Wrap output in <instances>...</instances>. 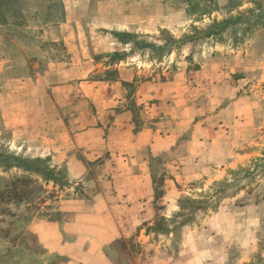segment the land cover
Returning a JSON list of instances; mask_svg holds the SVG:
<instances>
[{
  "label": "rangeland",
  "instance_id": "rangeland-1",
  "mask_svg": "<svg viewBox=\"0 0 264 264\" xmlns=\"http://www.w3.org/2000/svg\"><path fill=\"white\" fill-rule=\"evenodd\" d=\"M0 20L6 21L0 25V61L7 60L0 69L9 76L22 68L32 75L65 65L71 45L96 58L102 46L93 31L117 40L113 34L121 31L99 27L129 26L131 60L141 73L136 82L167 85L171 102L184 95L205 102L210 97L195 144L189 130L176 149L151 158L157 215L119 243V260L264 264V0H14L0 10ZM225 21L226 30L205 37L214 23ZM62 27L69 33L67 45L43 40L44 30ZM168 35L174 43L162 51L148 46L164 45ZM31 45L42 50L39 56L28 55ZM101 55L97 59L105 62ZM137 87L125 85L131 93ZM128 101L133 113L142 110L130 96ZM14 141L0 136V155L23 158L12 149ZM27 160L42 161L40 168L51 170L56 181L0 167V264H39L34 257L41 249L29 224L58 218L55 202L70 188L62 167ZM165 182L174 192L168 207L160 205Z\"/></svg>",
  "mask_w": 264,
  "mask_h": 264
},
{
  "label": "crops",
  "instance_id": "crops-1",
  "mask_svg": "<svg viewBox=\"0 0 264 264\" xmlns=\"http://www.w3.org/2000/svg\"><path fill=\"white\" fill-rule=\"evenodd\" d=\"M99 28L133 32L129 26ZM92 33L102 46L96 58L71 45L69 63L45 68L43 74L30 75V69L22 68L9 76L7 68L0 69V81L6 80L0 91V136L15 139L11 148L17 155L62 167L70 185L55 202L58 218L29 224L41 249L34 257L39 264H59L60 259L62 264H119V243L157 215L151 158L176 149L189 130L195 144L209 114L210 97L207 103L204 97L186 95L171 102L174 93L167 85L136 82L141 73L129 43ZM68 34L66 27L51 28L42 37L67 45ZM27 49L28 55L42 52L36 45ZM100 54L111 60L100 62ZM2 57L1 65L7 61ZM108 71L112 74L96 77ZM134 83L137 91H127L125 85ZM128 96L142 109L139 113L130 109ZM77 186L79 192L73 190ZM169 194L172 199L174 192L165 182L160 205L169 206Z\"/></svg>",
  "mask_w": 264,
  "mask_h": 264
},
{
  "label": "trees",
  "instance_id": "trees-1",
  "mask_svg": "<svg viewBox=\"0 0 264 264\" xmlns=\"http://www.w3.org/2000/svg\"><path fill=\"white\" fill-rule=\"evenodd\" d=\"M14 0H0V10H2L4 7H7L9 4H11ZM6 24V21L0 20V25ZM228 25V22H222L220 24L214 23L210 31L205 34V37H210L213 35H218L222 33L224 30H226ZM113 36L121 43H127L128 39L131 38V36L124 34V33H114ZM169 36L168 41L160 47H156L155 45H148L152 50H159L162 51L163 49L168 46L170 43H174L173 38ZM167 44V45H166ZM42 161H28L27 159H23L20 157H15L13 155H0V167H3L5 169L10 168H17L22 169L27 172H34L38 173L46 178H50V180L56 181V177H54L51 170H45L40 168V165L42 164Z\"/></svg>",
  "mask_w": 264,
  "mask_h": 264
}]
</instances>
